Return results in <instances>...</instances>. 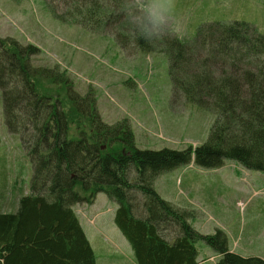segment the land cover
<instances>
[{"label":"trees","instance_id":"trees-1","mask_svg":"<svg viewBox=\"0 0 264 264\" xmlns=\"http://www.w3.org/2000/svg\"><path fill=\"white\" fill-rule=\"evenodd\" d=\"M119 2L70 0L69 9L55 17L96 31L114 24L116 38L152 50V42L134 38ZM160 42L169 59L172 101L214 115L206 140L194 147H136L126 119L102 121L92 92L78 93L55 67L33 66L32 44L0 37L4 124L19 136L32 165L29 190L16 210L0 212V264H96L73 206L91 203L99 192L116 202L114 224L135 264H198V239L215 251L216 264H264L262 257L230 250L219 228L196 231L187 222L189 213L153 186L159 174L192 160L204 168L230 159L264 170V33L245 21H213L191 40L168 36ZM37 79L62 93H42ZM65 104L78 117L72 133Z\"/></svg>","mask_w":264,"mask_h":264},{"label":"rangeland","instance_id":"rangeland-1","mask_svg":"<svg viewBox=\"0 0 264 264\" xmlns=\"http://www.w3.org/2000/svg\"><path fill=\"white\" fill-rule=\"evenodd\" d=\"M69 1L0 0V37L32 44L37 50L31 57L33 66L55 67L68 75L78 93L92 92L102 121L126 119L136 147L183 149L203 143L214 115L194 103L172 101L169 59L161 40L149 42L153 49L145 50L116 38L114 24L96 31L62 22L55 14H64ZM127 2H119L120 7ZM170 4V36L182 41L191 40L202 24L213 21H245L264 33V0H170ZM34 85L42 93H62L44 80L37 79ZM64 106L72 133L78 117ZM31 174L19 136L5 127L0 93V212L16 208L29 190ZM153 186L163 199L189 213L187 222L199 233L219 228L233 252L264 258V170L247 169L230 159L220 167L204 168L192 160L159 174ZM74 207L85 227L96 233L89 235L97 264H133L132 249L114 224L115 201L99 192L91 203ZM194 245L199 264H216L218 256L211 247L200 239Z\"/></svg>","mask_w":264,"mask_h":264},{"label":"clouds","instance_id":"clouds-1","mask_svg":"<svg viewBox=\"0 0 264 264\" xmlns=\"http://www.w3.org/2000/svg\"><path fill=\"white\" fill-rule=\"evenodd\" d=\"M122 12L135 39L156 42L172 34L170 0H128Z\"/></svg>","mask_w":264,"mask_h":264},{"label":"crops","instance_id":"crops-1","mask_svg":"<svg viewBox=\"0 0 264 264\" xmlns=\"http://www.w3.org/2000/svg\"><path fill=\"white\" fill-rule=\"evenodd\" d=\"M26 193V192H25ZM75 206V205H74ZM73 206V211H74V213H75V215H76V217H77V219H78V221H79V223H80V226H81V228H82V230H83V232H84V234H85V236H86V238L88 239V241H89V243H90V245H91V247H92V241H91V237H90V235H89V233L90 232H92L91 234L94 236V235H96V233H95V231L92 229V227L90 228H88V227H85V224H84V222H83V220H82V218L78 215V213L76 212V210H75V207ZM17 207V206H16ZM14 210H16V208L14 209ZM14 210H10V211H14ZM2 212H9V211H2ZM99 235H105V234H99ZM115 235L116 236H118V234L115 232ZM120 237V239H122V242L124 243V245H126L125 244V240H123V238L121 237V236H119ZM124 237V236H123ZM106 238L109 240V238H108V236H106ZM93 248V247H92ZM231 250V249H230ZM97 260V259H96ZM96 264H97V261H96ZM111 264H121V263H115V262H112ZM133 264H135V262H133ZM198 264H199V262H198Z\"/></svg>","mask_w":264,"mask_h":264}]
</instances>
